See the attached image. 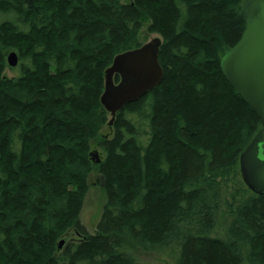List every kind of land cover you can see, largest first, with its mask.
Listing matches in <instances>:
<instances>
[{
	"label": "trees",
	"instance_id": "obj_1",
	"mask_svg": "<svg viewBox=\"0 0 264 264\" xmlns=\"http://www.w3.org/2000/svg\"><path fill=\"white\" fill-rule=\"evenodd\" d=\"M245 1L0 0V264H264V194L240 171L262 123L221 67ZM148 33L164 77L103 135L106 70ZM94 169L106 202L91 233Z\"/></svg>",
	"mask_w": 264,
	"mask_h": 264
},
{
	"label": "water",
	"instance_id": "obj_2",
	"mask_svg": "<svg viewBox=\"0 0 264 264\" xmlns=\"http://www.w3.org/2000/svg\"><path fill=\"white\" fill-rule=\"evenodd\" d=\"M245 29L240 40L221 60V67L237 92L257 112L262 127L240 156L243 181L257 194H264V0H246L243 5ZM162 38L155 37L139 47L117 55L106 70L105 90L101 102L111 114L112 125L117 113L128 103L139 100L157 87L164 69L159 60ZM10 66H17L19 57L15 51L8 54ZM120 81L114 82V75ZM99 163L98 150L91 152ZM65 239L60 241L61 248Z\"/></svg>",
	"mask_w": 264,
	"mask_h": 264
},
{
	"label": "rangeland",
	"instance_id": "obj_3",
	"mask_svg": "<svg viewBox=\"0 0 264 264\" xmlns=\"http://www.w3.org/2000/svg\"><path fill=\"white\" fill-rule=\"evenodd\" d=\"M131 0H123V2H129ZM144 34H146V29H144ZM147 39L143 42H147L155 37H159L157 33H148ZM8 73L12 75V71L8 70ZM111 119V114L107 115V122L103 126L101 132L103 135L109 136L111 135L113 129L112 125L109 124ZM98 150L100 155L102 152L100 148L93 144L92 151ZM101 176L97 169H94L92 173L89 175V184L90 189L86 196L84 206L81 212V222L87 227L88 231L91 233H95L97 230V224L101 218L103 212V206L106 202V196L104 194L103 187L100 185ZM71 237H75V235L71 232L65 240H69ZM137 257L141 262L148 264H175L174 257L167 253L166 251H158V252H150L145 253L143 251H137Z\"/></svg>",
	"mask_w": 264,
	"mask_h": 264
}]
</instances>
